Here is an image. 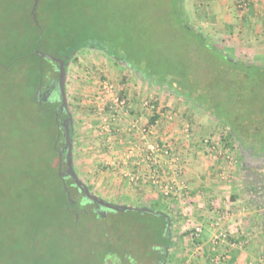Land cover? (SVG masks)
I'll list each match as a JSON object with an SVG mask.
<instances>
[{
  "label": "crops",
  "instance_id": "0c3cea01",
  "mask_svg": "<svg viewBox=\"0 0 264 264\" xmlns=\"http://www.w3.org/2000/svg\"><path fill=\"white\" fill-rule=\"evenodd\" d=\"M198 2L201 28L217 37L219 49L264 64V0ZM107 65L115 93L126 104L114 103L111 96L102 98L92 89L81 102L76 100L70 112L73 155L93 174L94 191L112 204L138 203L149 209L153 205L165 215L174 227L168 228L166 253H185L192 264H214L220 257L222 264H264V161L255 163L263 159L248 150L246 157L225 126L203 108L120 66L126 64H118L120 71L114 63ZM93 77L91 72L81 77V93L95 86ZM154 115L158 118L151 123ZM208 137L214 139L216 150L210 151L204 143ZM150 142L168 151L156 164L147 158ZM224 150L231 152L233 162L222 154ZM243 156L252 166L243 164ZM174 161L181 166L178 171L173 169ZM169 171L171 177L165 178ZM254 175L256 179L251 178ZM172 177L185 185L184 198L165 194L164 185ZM216 222L230 233L229 241H214ZM197 227L202 228L199 239L194 233ZM196 253H202L199 261L191 259Z\"/></svg>",
  "mask_w": 264,
  "mask_h": 264
},
{
  "label": "rangeland",
  "instance_id": "374dc122",
  "mask_svg": "<svg viewBox=\"0 0 264 264\" xmlns=\"http://www.w3.org/2000/svg\"><path fill=\"white\" fill-rule=\"evenodd\" d=\"M2 1L0 0V264H19V262L24 264L23 260L33 259V253L28 251L24 234L30 226L27 217H31L35 209L31 204V198L38 189L34 184L36 183L34 178L42 176L43 169L47 171V168H50L52 156L47 146L48 122L43 123L40 117L34 118L37 113L44 115V110L39 109L37 112V108L31 107L28 87L22 84L24 75L19 72L20 69L29 68L24 66L29 60L22 57L28 45L23 40L17 43L18 29H10L11 22L8 19L6 22V17H10V14L9 11L4 10ZM46 1L50 3V0ZM66 1L68 0L56 1V4H59L58 10L55 11L59 12L56 19L44 18L49 29L57 31L61 25L65 28V21L72 23V17L76 16V21L73 17L76 27L70 30L74 31L76 28L77 31L89 33L93 45L102 44L103 47H110L117 54L116 56L128 60L130 70H133L132 66L141 67L143 70L148 66L155 70L153 79L158 82L161 80V84L166 82L165 87L173 86L172 78L176 79L181 74L180 79L187 83L191 90L205 89L207 93L218 91L222 99L226 101L232 99L228 104L237 107L240 111V100L219 85L223 78L221 71L218 73L217 70L227 65L226 60L221 59L216 52L207 50L206 42L203 44L195 36V32H202L205 35L207 33L206 37L210 43L219 48L217 37H211L207 30L205 33L201 28L203 25L199 21L202 12L199 10L201 4L198 0H183V10H177L175 0H70L66 4L72 9L68 17L65 8L62 7ZM51 2L55 1L51 0ZM241 4L246 5L244 2ZM52 5L57 7L55 3ZM47 6L49 7V4ZM83 25L89 29L82 28ZM48 28H45V35L49 37ZM23 34L24 31H20L19 37L21 38ZM53 37L55 36H51ZM102 46L79 48L68 62H65L68 70H65L62 93L69 112L76 107V100L81 102V98L86 97L88 91L92 89L99 92L102 98L108 97L104 93L106 89L103 84L106 81L113 82L107 64L114 63L113 66L117 71H120V66L128 68L120 65L126 64L125 61L108 54ZM46 49L48 51V48ZM224 52L229 55L227 51ZM14 57L16 59L12 61ZM54 64H49L46 69L48 71L56 69ZM90 72L95 77L91 81L97 82L95 86L81 93L80 79L82 76H89ZM46 73L44 79L47 81L50 74ZM180 86L175 89L181 90ZM245 97L246 109L264 107L260 105L261 100H258L257 95L249 97V90ZM39 98L43 102L41 97ZM228 104L225 107L228 108ZM106 105L109 106V102ZM73 151L72 140L71 159L75 178L94 198L93 202L97 201L96 204L110 210L107 213L103 212L105 213L103 216L108 223L109 234L116 242H120L122 247L119 251L113 247L107 249L108 251L105 248L95 251L90 248L91 238H83L80 230L74 231L72 235L61 232L53 234L52 231L40 230L36 234L37 254L42 253L45 258L57 257L59 264L60 261L62 264H75L79 261L83 264L82 257L87 255L89 256L86 264H99L101 253H107L105 255L107 264H192L185 253L160 255L166 253L162 240L164 232L167 235L168 230L164 229L160 219L161 214H156L157 210L153 205H149L152 207L149 209L143 208L138 203L132 206L118 200L116 204H112L104 196L101 197L90 185V177L93 174L86 168L83 169V166L77 162L80 157L77 159ZM114 207L119 209L115 213L111 209ZM161 207L166 206L162 204ZM173 228L170 226L171 230ZM98 233L99 230L96 233L97 237H99ZM96 236L94 235L95 238ZM105 239L107 240V237ZM120 253L127 255L123 258ZM201 256L202 253H196L191 259L199 261ZM222 261L220 259L219 264H222Z\"/></svg>",
  "mask_w": 264,
  "mask_h": 264
},
{
  "label": "trees",
  "instance_id": "16d2710c",
  "mask_svg": "<svg viewBox=\"0 0 264 264\" xmlns=\"http://www.w3.org/2000/svg\"><path fill=\"white\" fill-rule=\"evenodd\" d=\"M55 2L47 3L46 0H39L36 7L35 13L36 17L33 15V6L34 0H3V8L5 11H9L10 17H6L9 22H11V30H17V43H21L22 40L27 42L28 47L24 49L25 55L22 56L24 59H28L24 64L25 67H29L27 70H19L24 75L22 84L28 87V92L30 93V99L32 102L31 107L33 109L44 110V115L36 114L34 117L37 119L40 117L43 123L48 122L47 129L49 130V139L47 141V146L49 152H51V162L50 168L42 170V176L34 178L36 183L35 186L38 187L36 194L31 198V204L35 207L34 212L31 217H27L29 227L26 229L24 238L27 239V247L30 253H33V259L25 261L24 264H59V259L55 258H45L43 254L36 253V234L41 231H52L55 233H66L72 235L74 231L80 230L83 234V238L89 239L92 250H101L104 249L108 251L111 247L114 249L117 248L119 251L122 244L116 242L114 238L109 234V227L106 221L105 216L101 215L97 210L94 209L95 203L93 200L88 197L86 189L83 185L77 182L75 178L72 159H71V150L68 148V138L66 128L69 127L70 130V139L72 141V118L71 114L67 108L62 105L60 100L63 99L62 89L58 84V79L60 75V61L59 59L64 60L66 63L68 59L72 56L76 50L85 46H94L99 47L102 44H97L98 46L93 45V40H90L89 33L77 31L74 28V31L70 30L76 23H74L77 18L72 17V23H67L65 21V28L61 27L57 31H53L52 28H48L46 25L45 17L51 18L58 16L59 12H55L59 8V4ZM70 0L66 1L64 6L65 11L67 12V17L71 14V6H66ZM183 0H175L174 4L177 7V10L182 9ZM55 3L57 7L52 5ZM49 4V7L47 6ZM47 13V15H46ZM66 19V17H65ZM184 22V21H183ZM187 23V22H185ZM48 28L50 36L45 35V28ZM82 28L89 29L83 25ZM70 30V31H69ZM20 31H24L23 36L20 38ZM31 31V32H30ZM47 39H46V37ZM51 36H55L51 38ZM195 36L207 44V50L214 51L219 55L221 59L226 60L227 65L224 68L218 69L217 72L221 71L222 82L219 85L223 86V90L230 92L232 96H235L236 99L241 102L240 111L238 108L233 105L228 104L229 100L222 99V95L217 92L205 91V89L191 90L187 83H184L178 75L175 79L174 77L171 80L173 86H168L169 89L182 96L183 98L193 102L197 107L203 108L205 111L210 113L215 117L222 125L225 126L228 137L236 141L241 148L247 149L249 152H253L254 155L260 156L263 160L257 161L255 163L259 164L264 161V64H256L245 61L241 58H235L233 56L227 55L223 50L217 48L215 45L211 44L207 39L206 35L202 32H195ZM199 41V42H200ZM48 48V51H46ZM104 51L108 54L118 58L121 61H125L128 66L129 62L127 59L122 60L121 56H116L108 46H102ZM45 52L46 54L53 55L57 58L53 59L48 56L41 57L40 53ZM53 51V52H52ZM208 56V55H207ZM16 58H12V61ZM208 59V58H207ZM46 60L50 61L48 63ZM223 63L222 61H220ZM56 65V69L48 71L46 66L49 64ZM29 64V65H28ZM222 65V64H221ZM132 66V65H130ZM129 67V66H128ZM131 68V67H129ZM25 69V68H23ZM132 69L146 77L150 80H153L156 83L164 86L166 82L161 84L154 80L153 72L155 70L150 69L148 66L146 70L141 69V67H134ZM174 70V68H173ZM216 71V68H215ZM48 72L49 79L46 81L44 79L45 73ZM218 72V73H219ZM217 73V74H218ZM47 74V73H46ZM179 74V73H178ZM180 76V77H179ZM246 81H248L246 83ZM53 83V84H52ZM41 85V90H38V87ZM54 89L55 96L52 101L47 106L45 99L42 96L45 94L47 86H51ZM181 85V86H180ZM180 86L181 90H176L175 87ZM247 87V88H246ZM249 90V97L257 95L258 100L261 102L262 107L256 109H246L244 101L246 100V93ZM257 91V92H256ZM43 102L40 100V98ZM45 101V102H44ZM228 104V108L225 107V104ZM230 105V106H229ZM58 113V114H57ZM158 118V115H154L151 119V123H154ZM58 139V140H57ZM57 140L56 147L54 145ZM58 150H63V175L66 179L68 189L71 192L72 198L75 202L69 200L67 195V190L64 189L63 181L58 171ZM243 164L246 166H252L246 161L243 156ZM247 162V163H246ZM253 162V161H252ZM46 168V167H45ZM256 179L254 175L251 177ZM9 180V178L7 177ZM11 181V180H10ZM262 186H264V179L262 180ZM10 186V185H9ZM262 189V188H261ZM264 193V191H262ZM261 194V193H259ZM85 203L84 205H81ZM100 205V204H98ZM112 212H117L119 209L117 207L111 208ZM156 214H160L156 212ZM162 219V224L164 229L169 228V221L166 219L165 215H160ZM97 220H101L100 222ZM110 221V219H109ZM108 227V228H107ZM99 230V237L96 236L97 231ZM96 236V238L94 237ZM55 238V236H53ZM82 237V236H81ZM107 237V240L105 239ZM162 243L165 244L163 247L167 248L170 246V239L168 234L165 232L163 234ZM119 246V247H118ZM108 249V250H107ZM95 250V251H96ZM35 251V252H34ZM28 252V253H29ZM107 253H101L99 256V264H107L106 255ZM121 256L127 255V253H120ZM167 253H161L160 255H166ZM88 256L82 257L83 264H86L88 261ZM222 257H220L221 259ZM223 260V258L221 259ZM126 262V260H125ZM159 262V261H157ZM21 264V262H19ZM60 264L61 261H60ZM75 264H80L76 262Z\"/></svg>",
  "mask_w": 264,
  "mask_h": 264
},
{
  "label": "built area",
  "instance_id": "2783aa9c",
  "mask_svg": "<svg viewBox=\"0 0 264 264\" xmlns=\"http://www.w3.org/2000/svg\"><path fill=\"white\" fill-rule=\"evenodd\" d=\"M103 87L106 89V92L105 95L107 96H111L112 100L114 101V103L116 104H119V105H125L126 104V101L118 96V94L115 93V87L113 85V83H111L110 81H106L104 84H103ZM204 143L207 144V146L210 148V151H213V150H216L215 149V146H214V139H212L211 137H208L204 140ZM146 150H147V158L148 160H151V162H153L154 164L158 163V158L160 155L164 154V153H168L167 149H165L164 147H162L161 145H159L158 143H155V142H150L147 144L146 146ZM223 155L226 156V158L233 162L234 161V158L233 156L231 155V152L228 151V150H224ZM177 161L179 160L178 158H176ZM181 161V160H180ZM178 163V162H177ZM176 161L173 162L172 166H173V169L175 170H179L180 169V164H177ZM159 171H155V178L158 180H160V177H159ZM164 173V171H163ZM171 173L170 171L167 173V176L166 177H171L170 176ZM173 179L172 180H168L166 182V184L164 185V192L165 194L170 197V198H173V199H181L182 197L184 198L185 197V190H186V187L183 183H181L179 180H177L175 177H172ZM221 225L220 222H216V226L218 227V229L216 230V234L214 235V241L216 243H224V242H227L230 240V233L228 231H226V229H222L220 228L219 226ZM202 232V228L200 227H197L195 228L194 230V233H195V237L197 239L200 238V234ZM219 261H220V258L217 259V263L219 264Z\"/></svg>",
  "mask_w": 264,
  "mask_h": 264
},
{
  "label": "water",
  "instance_id": "95a60500",
  "mask_svg": "<svg viewBox=\"0 0 264 264\" xmlns=\"http://www.w3.org/2000/svg\"><path fill=\"white\" fill-rule=\"evenodd\" d=\"M38 2H39V0H34V6H33V15H34V17H36L35 10H36V7H37V5H38ZM40 55H41V57L48 56V57H50V58H53V59H56V60H57V58L54 57L53 55L46 54V53H44V52H41ZM59 61H60V75H59V81H60V85L62 86V84H63V79H64V74H65V61L62 60V59H59ZM40 89H41V85L38 87V90H40ZM66 132H67V138H68V144H67V146H68V148L71 150V139H70V130H69V127L66 128ZM57 140H58V139H57ZM57 140H56L55 143H54L55 147H56V144H57ZM242 149H243V151H244L245 156L247 157L248 154H249V152L247 151V149H245V148H243V147H242ZM63 154H64V151H63V150H60V151H59V164H58V171H59V175H60L61 178H62L63 185H64V189L67 190V195H68L69 200L72 201V202H75V200H74V199L72 198V196H71V192H70V190L68 189V186H67V183H66V179H65V177H64V175H63V171H62ZM263 154H264V153H263ZM77 182H79V181H77ZM79 184H80V182H79ZM80 185H81V184H80ZM86 193H87L88 197H90L91 199H94L93 197H91V195H89V193H88L87 191H86Z\"/></svg>",
  "mask_w": 264,
  "mask_h": 264
},
{
  "label": "flooded vegetation",
  "instance_id": "af4514ba",
  "mask_svg": "<svg viewBox=\"0 0 264 264\" xmlns=\"http://www.w3.org/2000/svg\"><path fill=\"white\" fill-rule=\"evenodd\" d=\"M63 82H64V79H63ZM53 84V83H52ZM58 84H59V86H60V88L62 89V87L63 86H61L60 85V81H59V79H58ZM63 85V84H62ZM55 90H56V87L54 88ZM54 89L52 88V85L51 86H47V88H46V90H45V94L42 96V98L43 99H45V101H46V103H50L51 101H52V99H53V97L55 96V94H54ZM41 90V89H40ZM57 91V90H56ZM63 95V94H62ZM62 96L60 95V100H61V102H62V105L65 107V108H67V105L64 103V96H63V99L61 98ZM68 109V108H67ZM69 111V110H68ZM58 114V113H57ZM85 203H82L81 205H84ZM94 209L95 210H97L101 215H103V214H105V213H107L108 211H110L109 209H107V208H105V207H103V205L102 206H100V205H98V204H96L95 203V205H94ZM103 212H105V213H103Z\"/></svg>",
  "mask_w": 264,
  "mask_h": 264
}]
</instances>
